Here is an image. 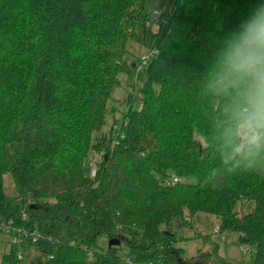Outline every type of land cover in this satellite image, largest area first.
<instances>
[{
    "label": "trees",
    "instance_id": "trees-1",
    "mask_svg": "<svg viewBox=\"0 0 264 264\" xmlns=\"http://www.w3.org/2000/svg\"><path fill=\"white\" fill-rule=\"evenodd\" d=\"M147 1L0 0V264H234L226 234L264 264V152L243 147L226 63L264 0H161L153 19ZM208 216L189 256L179 232Z\"/></svg>",
    "mask_w": 264,
    "mask_h": 264
},
{
    "label": "clouds",
    "instance_id": "clouds-1",
    "mask_svg": "<svg viewBox=\"0 0 264 264\" xmlns=\"http://www.w3.org/2000/svg\"><path fill=\"white\" fill-rule=\"evenodd\" d=\"M229 73L246 85L232 110L249 155L264 152V21L234 46L227 61Z\"/></svg>",
    "mask_w": 264,
    "mask_h": 264
},
{
    "label": "rangeland",
    "instance_id": "rangeland-1",
    "mask_svg": "<svg viewBox=\"0 0 264 264\" xmlns=\"http://www.w3.org/2000/svg\"><path fill=\"white\" fill-rule=\"evenodd\" d=\"M157 10H161V0H148L147 5H146V11L152 19H153V16L155 15V12ZM134 47H135L134 50L136 51L137 54L147 52L146 49L137 47V45H135ZM136 81H138V82H136ZM144 81H145V77H144V73H143V75H140L139 78H137V76L134 75L132 77L131 83L136 82L135 83L136 88L141 89L143 87ZM123 83H124V85L121 88H117L115 90L116 92L114 93L116 95V97H120V98L115 97L109 103L108 121H107L106 127L103 129L105 132L110 131V128L112 127V125L115 124L114 122H115V118L117 116L119 117V119H117V120H119L118 123L121 122L120 120L122 118L120 117V113L124 112L125 109L127 108L128 104H129L128 99H126L127 92L130 89L131 90H133V89L131 86H130L131 88L128 87V85H130V80L125 79L122 82V84ZM240 134H241V138L243 140L242 130H241ZM196 138L202 139L198 135L196 136ZM202 140H204V139H202ZM94 169H95L94 164H90L91 176L94 175ZM9 177L10 176L7 175L5 178V187H6L7 192L11 195V197L14 198V196L16 195L15 187H14V183H13L12 179ZM208 217H210V220L208 222H206V219L203 218L204 220L200 221L199 223H196L194 228L184 229V230L179 232V234L182 237L190 239L187 242L182 243V247L186 248L189 256L196 255L198 252V249L203 247L202 239H196L195 238L196 235L198 233H201V235H204L203 233H207L209 230V227H211V225L214 226L217 224V217L216 216H208ZM209 223H210V225H209ZM209 232H210V230H209ZM215 233H216V231H215ZM214 239L217 240V242L220 244V249L222 251V255H224L228 260L232 261L234 264H254L253 258H252V252L253 251H251V249L248 248V246H240L236 243V241L238 240L237 234H234V235L226 234V235H224V237L223 236H221V237L217 236ZM112 240H116V239H112ZM102 241H104L103 238H101V240L99 242H102ZM205 244L207 246V243H205ZM35 252H37V251L32 250L30 255L35 254ZM122 252L124 254L128 253L126 246H123Z\"/></svg>",
    "mask_w": 264,
    "mask_h": 264
},
{
    "label": "water",
    "instance_id": "water-1",
    "mask_svg": "<svg viewBox=\"0 0 264 264\" xmlns=\"http://www.w3.org/2000/svg\"><path fill=\"white\" fill-rule=\"evenodd\" d=\"M110 246H119L120 245V241L119 239H116V240H112L110 241Z\"/></svg>",
    "mask_w": 264,
    "mask_h": 264
},
{
    "label": "built area",
    "instance_id": "built-area-1",
    "mask_svg": "<svg viewBox=\"0 0 264 264\" xmlns=\"http://www.w3.org/2000/svg\"><path fill=\"white\" fill-rule=\"evenodd\" d=\"M177 181H179V179H178L177 177H174V178H173V182L175 183V182H177Z\"/></svg>",
    "mask_w": 264,
    "mask_h": 264
},
{
    "label": "bare ground",
    "instance_id": "bare-ground-1",
    "mask_svg": "<svg viewBox=\"0 0 264 264\" xmlns=\"http://www.w3.org/2000/svg\"><path fill=\"white\" fill-rule=\"evenodd\" d=\"M176 177V176H175ZM174 178V177H173ZM178 178V177H177ZM172 179V178H171ZM179 179V178H178ZM180 180V179H179Z\"/></svg>",
    "mask_w": 264,
    "mask_h": 264
}]
</instances>
